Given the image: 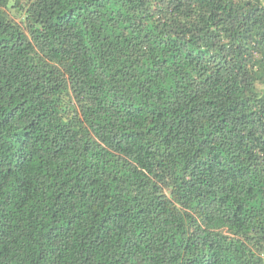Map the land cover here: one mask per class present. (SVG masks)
I'll return each mask as SVG.
<instances>
[{"label": "trees", "instance_id": "obj_1", "mask_svg": "<svg viewBox=\"0 0 264 264\" xmlns=\"http://www.w3.org/2000/svg\"><path fill=\"white\" fill-rule=\"evenodd\" d=\"M0 264H264V0H0Z\"/></svg>", "mask_w": 264, "mask_h": 264}]
</instances>
